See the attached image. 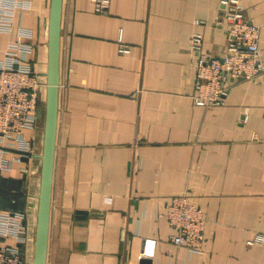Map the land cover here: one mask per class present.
I'll use <instances>...</instances> for the list:
<instances>
[{
	"label": "crops",
	"instance_id": "obj_1",
	"mask_svg": "<svg viewBox=\"0 0 264 264\" xmlns=\"http://www.w3.org/2000/svg\"><path fill=\"white\" fill-rule=\"evenodd\" d=\"M20 1L31 7L0 47L31 31L41 119L24 132L31 155L0 174V211L25 215L27 242L8 244L34 264L51 0ZM221 1L109 0L101 14L91 0H63L46 264H264V242L252 243L264 235V74L233 84L220 106L193 101L192 36L210 58L229 44ZM241 4L264 57V0ZM184 194L206 219L200 252L171 240L165 213Z\"/></svg>",
	"mask_w": 264,
	"mask_h": 264
},
{
	"label": "built area",
	"instance_id": "obj_2",
	"mask_svg": "<svg viewBox=\"0 0 264 264\" xmlns=\"http://www.w3.org/2000/svg\"><path fill=\"white\" fill-rule=\"evenodd\" d=\"M96 12L107 14L109 0H91ZM224 17L232 22L228 31L229 44L221 58H210L203 51L202 36L191 39V51L196 55L194 65L196 82L193 101L197 106H220L233 84L258 80L264 74V57L259 48V27L245 18L241 0H222ZM29 2L0 0V36L14 32L18 12L28 11ZM16 40L0 47V174L12 169L31 155V143L24 136L27 130L38 126V111L42 103L44 83L27 60L34 46L30 30L19 27ZM119 52L129 54L130 46L120 41ZM11 158L8 156L12 155ZM165 216L176 230L171 237L176 246L193 252L201 251L206 219L202 210L193 204L187 194L175 196ZM28 230L21 212L0 211V264H25L19 247L8 244L14 239L25 244ZM264 235L256 236L254 243H263Z\"/></svg>",
	"mask_w": 264,
	"mask_h": 264
},
{
	"label": "water",
	"instance_id": "obj_3",
	"mask_svg": "<svg viewBox=\"0 0 264 264\" xmlns=\"http://www.w3.org/2000/svg\"><path fill=\"white\" fill-rule=\"evenodd\" d=\"M63 0H51L48 28L47 92L44 114V141L41 186L37 217L34 264H46L58 117L60 82V35ZM41 119V110L38 111ZM141 264H151L142 260Z\"/></svg>",
	"mask_w": 264,
	"mask_h": 264
},
{
	"label": "bare ground",
	"instance_id": "obj_4",
	"mask_svg": "<svg viewBox=\"0 0 264 264\" xmlns=\"http://www.w3.org/2000/svg\"><path fill=\"white\" fill-rule=\"evenodd\" d=\"M41 137V136H40ZM36 208V207H35ZM32 226V225H31ZM33 227V226H32ZM33 234V233H32ZM30 257V256H29ZM33 260V259H32ZM33 264V263H32Z\"/></svg>",
	"mask_w": 264,
	"mask_h": 264
},
{
	"label": "rangeland",
	"instance_id": "obj_5",
	"mask_svg": "<svg viewBox=\"0 0 264 264\" xmlns=\"http://www.w3.org/2000/svg\"><path fill=\"white\" fill-rule=\"evenodd\" d=\"M193 36H194V35H193ZM193 36H192V37H193Z\"/></svg>",
	"mask_w": 264,
	"mask_h": 264
}]
</instances>
